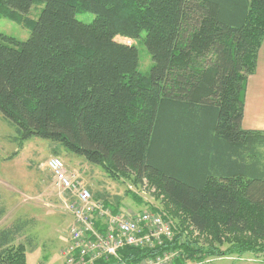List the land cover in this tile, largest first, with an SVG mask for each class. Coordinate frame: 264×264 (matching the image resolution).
<instances>
[{"label":"trees","instance_id":"1","mask_svg":"<svg viewBox=\"0 0 264 264\" xmlns=\"http://www.w3.org/2000/svg\"><path fill=\"white\" fill-rule=\"evenodd\" d=\"M42 1L27 40L0 35V114L13 141H53L56 155L82 156L135 186L150 181L164 206L129 186L135 204L127 210L173 223L163 245L125 246L121 261L94 264H139L175 249L182 250L176 264L245 252L264 258V131L243 125L264 41V0ZM33 2L0 0V17L27 13ZM84 11L95 14L91 23L77 19ZM144 31L150 75L139 71L137 46L118 40ZM91 195L114 212L127 205ZM222 222L241 235L228 249L186 243L189 225L220 243ZM20 230L0 231V264ZM24 247L10 263L28 264Z\"/></svg>","mask_w":264,"mask_h":264},{"label":"rangeland","instance_id":"2","mask_svg":"<svg viewBox=\"0 0 264 264\" xmlns=\"http://www.w3.org/2000/svg\"><path fill=\"white\" fill-rule=\"evenodd\" d=\"M45 5L46 3L42 0H34L27 13L14 11L10 17L1 16L0 35L14 37L19 41L27 40L31 34L32 23L38 20ZM94 18L95 14L89 11L77 13V19L85 23H91ZM145 34L144 31L142 37L135 40L124 38H118V40L137 46L139 71L144 75H150L154 62L144 45ZM0 40L3 42L1 37ZM4 43L11 45L8 42ZM260 75L264 78L263 73ZM250 91H252L249 94L250 106L245 115L244 125L264 129V113L256 112L254 109L253 76ZM13 134H15L14 128L0 114V210L4 211L0 217V231L16 225L21 226L15 240L5 249L12 253L7 259L3 258V264H13L10 263L14 260L13 255L16 257L18 252L21 253L23 246H25L28 264H66L64 254L73 237L72 227L77 224L72 206L74 201H68L73 200L75 196L71 191L67 192L63 189L61 194L55 190L50 170L46 168V163L43 165L52 156L59 155L68 174L75 175V179L82 187H88L93 196L98 199H108L113 203L124 201L128 205H124L123 208L129 209L132 204H135V199L127 191L129 186H134L136 190L129 188L132 194L138 197L144 195V200L151 199L159 206L161 205L160 207L163 205L161 203L163 194H160L157 186L152 185L148 180L141 186L139 184L135 186L131 178L111 176L102 166L90 163L82 156L64 152L56 155L57 144L53 141L33 137L26 142L18 141L17 143L13 141ZM141 191L146 193L141 194ZM180 216L181 213L178 217ZM221 228L224 234L220 243L216 241L214 234L205 235L195 231L190 225L184 231L185 241L186 243L190 241V245L197 248L219 247L221 250H226L230 243L241 235L226 230L223 222ZM181 251L179 249L180 255ZM184 253L187 258L188 253ZM202 256L204 258L196 256L192 259L188 258L189 260L185 259L181 264H239V259L264 260L252 252L223 258Z\"/></svg>","mask_w":264,"mask_h":264},{"label":"built area","instance_id":"3","mask_svg":"<svg viewBox=\"0 0 264 264\" xmlns=\"http://www.w3.org/2000/svg\"><path fill=\"white\" fill-rule=\"evenodd\" d=\"M47 167L54 175L55 190L61 194L63 189L71 191L75 196L68 201H74L77 224L72 227L73 237L64 254L66 264H94L106 256L121 261L119 252L125 246L153 248L172 239L173 223L160 214L124 208L114 212L104 201L94 200L91 192L83 188L74 175L68 174L63 160L52 157L46 162ZM130 188L133 190L132 186ZM75 249H78V257L72 255ZM179 256V250H167L148 256L139 264H176Z\"/></svg>","mask_w":264,"mask_h":264},{"label":"crops","instance_id":"4","mask_svg":"<svg viewBox=\"0 0 264 264\" xmlns=\"http://www.w3.org/2000/svg\"><path fill=\"white\" fill-rule=\"evenodd\" d=\"M260 73L264 74V41H263V44L259 52L257 70L254 74H252L249 77V80H248L249 84H247L246 93H245V115L250 106L249 94L252 92L250 91V82H251L252 76L254 77V99H255L254 109L256 112L264 113V78L260 75ZM244 120H245V116H244ZM245 128L264 131V129H260V128H252V127H245ZM116 202L119 203V201H116ZM120 203L124 204L127 202L121 201ZM238 261L240 262L239 264H264V260L239 259Z\"/></svg>","mask_w":264,"mask_h":264},{"label":"bare ground","instance_id":"5","mask_svg":"<svg viewBox=\"0 0 264 264\" xmlns=\"http://www.w3.org/2000/svg\"><path fill=\"white\" fill-rule=\"evenodd\" d=\"M78 248L80 247L78 246ZM78 254H79L78 249H75L74 252H72V255L75 257H78L79 256Z\"/></svg>","mask_w":264,"mask_h":264}]
</instances>
